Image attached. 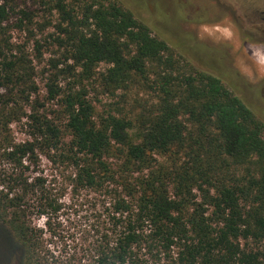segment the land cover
I'll list each match as a JSON object with an SVG mask.
<instances>
[{"label": "trees", "instance_id": "16d2710c", "mask_svg": "<svg viewBox=\"0 0 264 264\" xmlns=\"http://www.w3.org/2000/svg\"><path fill=\"white\" fill-rule=\"evenodd\" d=\"M48 1L65 66L52 65L46 93L62 98L63 128L31 107L35 71L10 43L11 9L0 3V264H264V123L120 1ZM58 76L73 79L65 92ZM83 82L105 96L141 85L155 100L135 118H96ZM23 120L27 139L16 142L11 125ZM65 137L73 184L109 196L111 211L78 249L61 250L45 233L59 237L50 222L62 204L34 167ZM165 155L173 166L154 168Z\"/></svg>", "mask_w": 264, "mask_h": 264}, {"label": "rangeland", "instance_id": "374dc122", "mask_svg": "<svg viewBox=\"0 0 264 264\" xmlns=\"http://www.w3.org/2000/svg\"><path fill=\"white\" fill-rule=\"evenodd\" d=\"M118 1L139 16L152 35L168 38L171 41L169 46L178 60L189 62L200 71L218 75L227 87L229 83L233 84L234 93L264 123V38L259 33L255 35L251 28L253 17L249 15V8L252 0ZM48 2L0 0L7 9H11L10 43L24 50L35 71L37 94L30 105L63 128L66 119L62 113V98L49 101L46 93L48 80L65 66L64 51L56 43V38L60 36L57 29L59 17L51 9L52 3ZM20 12L26 13L28 19H23ZM19 19L24 26L20 31L14 27ZM36 43L40 45L39 52L35 50ZM179 55L182 58H178ZM56 61L57 70L52 68ZM105 69L106 65L103 64L98 67L99 72ZM68 83H73V79L58 76L56 84L62 91H66ZM83 85L96 118L107 113L126 114L135 118L155 100L152 93L141 85L126 93L117 92L114 96L101 95L95 83L83 82ZM24 122L11 125L16 142L27 139ZM68 143L65 137L61 149L49 156L39 155L34 167V175L38 174L47 181L57 192L62 204L60 214L50 222L59 237L50 239L45 233V238L61 250L78 249L81 242L79 238L81 236L82 239L84 230L91 233L90 229L102 224L111 211L109 196L73 184V170L64 157ZM172 159L169 155L157 157L154 168L162 166L163 170H169L173 166ZM197 201H200L199 197ZM43 223L41 219L36 225L46 232ZM153 264L171 263L161 260Z\"/></svg>", "mask_w": 264, "mask_h": 264}, {"label": "flooded vegetation", "instance_id": "af4514ba", "mask_svg": "<svg viewBox=\"0 0 264 264\" xmlns=\"http://www.w3.org/2000/svg\"><path fill=\"white\" fill-rule=\"evenodd\" d=\"M249 11H250L249 15L253 17V21L251 25L252 30L255 32V35L256 33L257 34L259 33L264 38V0H252L250 3ZM208 73L215 75L214 73L211 72ZM228 85L234 87L233 84L229 83Z\"/></svg>", "mask_w": 264, "mask_h": 264}]
</instances>
